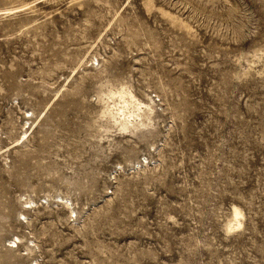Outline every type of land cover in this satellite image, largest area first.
Masks as SVG:
<instances>
[{
  "label": "rangeland",
  "instance_id": "rangeland-1",
  "mask_svg": "<svg viewBox=\"0 0 264 264\" xmlns=\"http://www.w3.org/2000/svg\"><path fill=\"white\" fill-rule=\"evenodd\" d=\"M16 7L0 264H264V0H0ZM122 88L153 98L135 133L101 115Z\"/></svg>",
  "mask_w": 264,
  "mask_h": 264
},
{
  "label": "bare ground",
  "instance_id": "bare-ground-1",
  "mask_svg": "<svg viewBox=\"0 0 264 264\" xmlns=\"http://www.w3.org/2000/svg\"><path fill=\"white\" fill-rule=\"evenodd\" d=\"M22 10H24V8L22 7L7 8V9L0 10V14L10 15V14L18 13ZM116 97H119L120 101L122 100L123 104H125L126 106H129L131 104L136 105L137 110L136 109L135 111L129 110V112L127 110L125 111L126 107L120 106L119 104L115 103V101H113V99ZM101 98L103 100L107 98L106 99L107 101L104 100L105 101L104 103L106 104V106H104L105 108L101 111L102 117L106 118L108 122L117 125L119 129L124 132L135 133L136 131H139L142 127L147 126L148 122L152 119L151 113L153 112L154 108L152 106L153 98L151 96H148L149 101H147V103H144L140 101L139 99H137L136 96L130 90L125 91V89L122 88L121 90H118V91L109 90L108 93L102 94ZM110 100H112V102L114 103L110 104L109 103ZM112 104L116 108H114ZM117 105L120 107L117 108ZM26 137H27V132H24L23 136L19 137L17 140L19 142L21 138L24 139ZM140 162H141L140 165L144 166L145 163H149V160L148 158H145L144 160L141 159ZM58 201L61 203L62 202L65 203L67 200L64 197H62ZM28 203H31V202H28ZM70 212L71 214H73L75 210L73 208H70ZM240 215H241V210L235 207L234 217H233L234 223L230 224L229 226L230 229L234 228L235 226H239L241 224Z\"/></svg>",
  "mask_w": 264,
  "mask_h": 264
}]
</instances>
